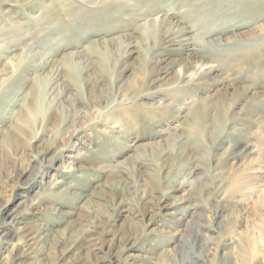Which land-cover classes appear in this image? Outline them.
<instances>
[{"label":"rangeland","instance_id":"obj_1","mask_svg":"<svg viewBox=\"0 0 264 264\" xmlns=\"http://www.w3.org/2000/svg\"><path fill=\"white\" fill-rule=\"evenodd\" d=\"M164 1L0 0V264H264V0Z\"/></svg>","mask_w":264,"mask_h":264},{"label":"bare ground","instance_id":"obj_2","mask_svg":"<svg viewBox=\"0 0 264 264\" xmlns=\"http://www.w3.org/2000/svg\"><path fill=\"white\" fill-rule=\"evenodd\" d=\"M15 2H18V0H14ZM20 1V0H19ZM28 2V1H32V0H23V2ZM172 1L173 4L171 6H167V8H165V10H160L158 12H155L156 16H152V17H147V15L145 16L147 19L146 22H144V24L141 25V32H142V36L143 38L147 41V40H151V41H154V45H158L160 44L161 42H166L167 44H179L181 46L183 45H189V44H193V40L191 38V36H189L188 32H187V29L181 27V23H179L178 21V15L180 14V9L181 8H177V6H179V2L177 0H167V1H164V3H168ZM150 15V14H149ZM8 18V17H7ZM139 26V25H138ZM197 42V41H196ZM197 47H198V50L195 54H192L193 55H200L201 58L200 60L199 59H194L193 61H190L189 59V62L188 63V66L189 68L191 69V73L189 75H191V79L189 78V80H191L190 83H192V79L198 77V76H201L203 75L204 73V70L205 68L207 67V63L203 61V58L207 55H209L211 53V49H209V47H214L216 48L218 46V40L214 39V40H211L210 42H207V45L202 43V41H198L197 42ZM219 47V46H218ZM217 47V48H218ZM27 48V47H26ZM216 48V49H217ZM188 49V46H185V47H181V50L185 51ZM191 53L188 54V57L191 56ZM218 53V52H217ZM214 56H215V53H213ZM72 55L74 56H79L80 53H74V54H71V57ZM84 55V54H83ZM81 56V55H80ZM86 56V54L84 55ZM88 56V54H87ZM86 56V57H87ZM36 56H33L31 58H29V53H24V55L22 57H15L16 59H13V61H11L12 63V67L14 69H17L19 65L23 64V63H27L28 61H32V58H34ZM192 57V56H191ZM84 58V57H83ZM42 61H40V63L38 65L35 66V68L32 70L34 73H37L38 71L41 72L43 70H45L47 67H49L51 64L54 63V58H51V57H45L43 59H41ZM30 61V62H31ZM87 61V59L85 60ZM64 64H67V63H64ZM91 64V63H90ZM89 66V65H88ZM63 69L62 66H59L56 70V72H60L61 70ZM47 70V69H46ZM38 72V73H39ZM59 73H57V76H58ZM184 75V74H183ZM34 76V75H33ZM187 76V75H186ZM185 77V76H184ZM65 87V85H64ZM67 87V86H66ZM63 88V87H62ZM256 96V95H255ZM27 98V97H26ZM255 98V97H254ZM255 102V101H254ZM256 103H258L256 101ZM264 105V104H263ZM216 107V106H215ZM262 107V106H261ZM194 108V107H193ZM56 109V108H55ZM202 109V108H200ZM214 109V108H213ZM212 109V110H213ZM255 108H253L254 110ZM261 109V108H260ZM260 109H258L259 111H261ZM263 109V108H262ZM256 110V109H255ZM257 110V111H258ZM204 111V110H203ZM216 111V110H215ZM264 111V109H263ZM254 112V111H253ZM23 113V112H22ZM34 113V111H33ZM36 114V113H35ZM202 115V114H201ZM199 118V117H198ZM196 122V121H195ZM202 122V121H201ZM19 123V126L17 127L19 131L21 130H24V128H29L31 126V128L33 130H36V127L35 125L32 123L31 119L29 116H26V115H22V118L20 119V121L18 122ZM197 126H196V125ZM193 124V132L194 134H197L199 131H200V124H199V121L197 123ZM1 128V127H0ZM1 130V129H0ZM35 132V131H34ZM35 136V135H34ZM37 136V135H36ZM35 138V137H33ZM162 158V157H161ZM138 167V166H137ZM126 168H124V166L121 168V170H115L114 169V172L118 173L119 172H123V170H125ZM139 171H142L141 168L138 169ZM137 175V174H136ZM128 180V179H127ZM133 183V182H132ZM129 184V183H128ZM59 185V184H58ZM127 186V185H126ZM58 190V189H57ZM71 191V190H70ZM81 207V206H80ZM92 216V215H91ZM98 216V215H97ZM97 229V228H96ZM35 230V229H34ZM39 230V229H37ZM32 231V230H31ZM39 232V231H38ZM45 233V232H44ZM49 233V232H48ZM46 233L45 237L43 238L45 242H47V240L49 241V237H51V235L49 236V234ZM28 234V233H27ZM26 235V234H25ZM24 235V237H25ZM38 236V235H37ZM41 236V234L39 235V237ZM92 236V235H91ZM42 237V236H41ZM88 236H86V234L83 236L82 239H80L79 241H84L86 242V238ZM130 237V236H129ZM38 239V237H37ZM102 240V239H101ZM132 240V239H131ZM34 241V240H33ZM41 241V240H40ZM33 243V242H32ZM38 244V243H37ZM76 245L79 244V242H75ZM33 245V244H32ZM31 245V246H32ZM42 245V244H41ZM75 245V246H76ZM86 245V243H85ZM84 245V247H85ZM91 245V244H90ZM59 246V245H58ZM74 247V245H73ZM29 248V246H28ZM82 249V248H81ZM32 253V252H31ZM40 256V255H39ZM43 259V258H42ZM47 260V259H46Z\"/></svg>","mask_w":264,"mask_h":264}]
</instances>
